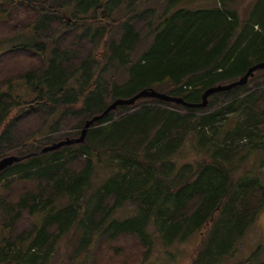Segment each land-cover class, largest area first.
<instances>
[{
	"label": "trees",
	"instance_id": "obj_1",
	"mask_svg": "<svg viewBox=\"0 0 264 264\" xmlns=\"http://www.w3.org/2000/svg\"><path fill=\"white\" fill-rule=\"evenodd\" d=\"M185 1L0 0V43L21 40L0 51V159L27 157L0 172V264H49L64 240L67 264H103L102 253L122 259L129 248L142 251L144 264L155 249L152 226L171 246L212 222L190 264L234 255L264 207V186L251 176L235 179L243 147H220L202 127L245 114L224 140L258 137L245 146L257 145L264 69L211 95L205 108L147 97L119 106L83 143L39 154L79 137L117 99L154 89L198 104L206 90L264 62V0H249L247 20L236 0L172 12ZM153 2L165 10L159 14ZM61 129L72 131L60 136ZM194 134L206 154L180 165L175 157ZM130 205L129 216L114 217Z\"/></svg>",
	"mask_w": 264,
	"mask_h": 264
},
{
	"label": "rangeland",
	"instance_id": "obj_2",
	"mask_svg": "<svg viewBox=\"0 0 264 264\" xmlns=\"http://www.w3.org/2000/svg\"><path fill=\"white\" fill-rule=\"evenodd\" d=\"M216 2L212 0H187L180 3L172 9V12L179 9H201L205 7H212ZM151 7L157 9L158 13L161 14L165 10V5L163 3H149ZM148 5L145 6L148 7ZM236 9H238L244 20L248 19L249 11L254 6V2L251 3L249 0H236L234 4ZM68 17V16H67ZM16 43H21L19 39H13L10 41H5L0 43V51H4L13 47ZM146 46L141 47L145 49ZM1 68V66H0ZM9 74L4 77H8ZM24 92V90H23ZM28 92V91H26ZM24 97L27 101L33 98V95L29 91L27 94L24 92ZM214 111H211L212 113ZM261 113V111H259ZM247 115H229L226 120L219 122L215 125L214 130L209 126L208 128L202 127V130L205 132L206 136L216 137L217 145L222 147L225 143L227 146H237L243 147L241 156L244 159L237 160L235 162L236 170L233 173L235 179L241 178L243 176H251L260 180L264 186V136L260 137V141L257 145H248L252 140L259 139L258 137L249 138L242 137L235 139V141H227L225 139L226 131H231L236 129L239 124H243L247 119ZM72 129L62 130L61 135L66 134V132H71ZM45 132H48L46 130ZM227 141V142H226ZM200 137L196 134L192 135L184 144L180 155L178 154L175 159L180 161V165L189 162H198L202 161L204 155L206 154L203 150L196 148L197 145H200ZM205 150V149H204ZM21 186H16L14 188L13 199L16 198L21 191ZM131 205L129 208L119 210L115 213L114 217L122 219L130 215ZM213 222L204 229V232L201 234L198 232L191 236L188 240L184 242H177L171 246H165L163 240L157 236V231L154 226L151 227V231L154 236L155 249L149 260L144 264H190L191 261L198 255V250L203 248V239L212 231ZM131 244H134L131 242ZM71 244L69 241L64 240L58 247L57 253L50 258L49 264H67L66 256L68 251H70ZM128 247V246H126ZM129 248V247H128ZM199 248V249H198ZM128 256H124L122 259L117 258L116 256H110L108 254L102 253L100 255V260L103 264H141L142 260V251L139 249L128 250ZM107 255V256H106ZM251 259L250 264H264V207L261 209L259 216L256 221L251 225L247 230L245 235L238 241L236 251L232 257L226 258L225 260L215 263V264H241ZM119 261V262H118ZM118 262V263H117Z\"/></svg>",
	"mask_w": 264,
	"mask_h": 264
},
{
	"label": "water",
	"instance_id": "obj_3",
	"mask_svg": "<svg viewBox=\"0 0 264 264\" xmlns=\"http://www.w3.org/2000/svg\"><path fill=\"white\" fill-rule=\"evenodd\" d=\"M264 69V62L258 63L251 68L248 69L247 73L241 77L238 81H235L229 85H224V86H217V87H212L208 90H206L202 96V102L198 104H189L185 102L181 98L177 97H172L169 95H166L164 93L157 92L154 89H144L137 93L135 96L129 98V99H117L113 103H111L107 109L100 115H96L92 117L91 119H88L85 122V125L81 131V135L77 138H66L63 141L54 143L50 146L45 147L40 151L39 154L51 152L58 150L62 148L63 146H69L73 144H80L83 143L86 139L88 130L93 127L95 123L98 121L102 120L104 117H106L108 114H110L112 111H115L119 106H132L134 105L139 99L142 98H155L159 99L161 101L165 102H172L176 103L178 105H183L186 107H194V108H205L208 105V99L211 95L220 93V92H225V91H230L238 86H244L248 83L249 79L254 76V73L257 70ZM34 154L28 155V157H31ZM27 157H18V156H8L0 159V172L6 169L9 166H12L14 163L21 162Z\"/></svg>",
	"mask_w": 264,
	"mask_h": 264
}]
</instances>
